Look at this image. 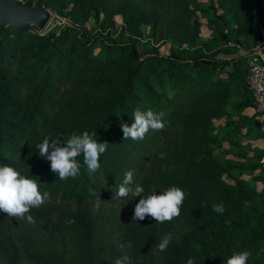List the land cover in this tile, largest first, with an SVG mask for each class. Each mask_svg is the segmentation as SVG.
Listing matches in <instances>:
<instances>
[{"label": "trees", "instance_id": "trees-1", "mask_svg": "<svg viewBox=\"0 0 264 264\" xmlns=\"http://www.w3.org/2000/svg\"><path fill=\"white\" fill-rule=\"evenodd\" d=\"M36 1L67 23L48 33L6 31L0 165L36 178L50 197L26 214L34 223L0 212V264H115L125 256L127 264H225L233 250L249 251L248 264H264V153L255 151L253 165L216 155L225 142L240 145L244 130L264 138L257 115L244 114L254 100L250 56L240 53L264 51V0ZM198 11L215 33L202 44ZM118 15L124 26L117 34ZM91 19L97 26L89 30ZM143 25L154 41L172 44L168 56L157 48L141 53ZM136 108L163 112L164 128L124 140L121 123L131 126ZM223 119L228 131L219 141L216 122ZM85 130L109 144L100 167L90 176L81 155L79 174L60 180L35 145ZM127 171L143 196L182 189L180 216L133 221L134 209H126L141 197H115ZM167 233L172 240L161 252Z\"/></svg>", "mask_w": 264, "mask_h": 264}, {"label": "clouds", "instance_id": "clouds-1", "mask_svg": "<svg viewBox=\"0 0 264 264\" xmlns=\"http://www.w3.org/2000/svg\"><path fill=\"white\" fill-rule=\"evenodd\" d=\"M164 113H156L151 109L141 110L136 108L132 112L134 122L129 126L121 123L124 140H143L148 131L162 130ZM96 132L89 133L87 130L81 134L73 133L63 143L60 140L45 136L42 142L35 145L39 155L50 162V168L60 180L76 177L81 168L78 157L83 156V165L89 175H93L100 167V157L107 150L108 143L95 139ZM163 158V154H161ZM133 172L127 171L122 183L117 185L115 197L127 198L129 195L141 197L134 209L133 221L144 220L152 217L157 223L170 222L179 217L181 206L185 199V192L177 186H170L160 192H152L143 196L144 189L136 184L133 187ZM50 193L40 191V185L36 178L22 175L18 169L11 165H0V212L6 213L8 217L25 218L29 223H34L33 217L27 215L32 208L40 207L48 198ZM213 211L222 214L223 204H213ZM71 223V221H69ZM172 240V234H165L159 241L158 250L165 251ZM123 247V245H122ZM131 247V244H128ZM264 254V248L260 249L258 255ZM251 253L249 251L233 250L225 261V264H248ZM127 256L116 259L115 264H127ZM187 264H194L189 258Z\"/></svg>", "mask_w": 264, "mask_h": 264}, {"label": "rangeland", "instance_id": "rangeland-1", "mask_svg": "<svg viewBox=\"0 0 264 264\" xmlns=\"http://www.w3.org/2000/svg\"><path fill=\"white\" fill-rule=\"evenodd\" d=\"M203 2H207V0H202ZM221 13V12H220ZM56 14V13H55ZM194 22L197 23L198 29H199V37L198 42L199 44H202L204 42L209 41L212 39L215 35L214 30L207 25V21L205 17L202 16V14L198 11L196 12L195 17L193 18ZM66 20L60 18L59 16H55L52 22L50 23L49 27L44 33H48L51 31H59L62 28V24L66 23ZM117 30L116 33L118 34L122 26H124L123 23V17L118 15L115 18ZM96 22L94 19H91L88 23L87 27L89 30H92L94 27H96ZM262 32V31H261ZM151 35V29L148 25L142 26V36L139 41V49L141 53H144L149 48H157L159 53L164 56H168L171 52L172 44L169 42H156L150 37ZM254 51H263L261 47H256L252 52H245L244 50H240L241 55L251 56ZM248 117H252L254 115V111L251 109H248L244 113ZM234 120H237V118H234ZM226 119L220 120L216 122V126L218 127V131L216 133L217 138L219 141L223 138L224 134L228 131V128L225 126ZM241 142L240 145H234L231 143H223L222 148H217L216 155L223 160L233 161L235 164H245V165H253L255 163V151H262L264 153V138L261 139V135L259 132H256L255 130L252 131L251 134H246V131L244 130L243 133H241ZM223 152H228L223 153ZM261 164H264V156L261 160ZM254 175L259 174V169H256L253 171ZM251 175H246L243 177L246 180H249ZM225 180L234 183L233 178L229 177L228 175L224 176ZM257 187L259 191H262L263 184L261 182L257 183ZM136 204L138 202L136 201L135 204H130V206L126 209H135ZM99 205H96L95 208L97 209ZM118 211L120 213L121 209L120 206H118ZM110 210V208L108 209Z\"/></svg>", "mask_w": 264, "mask_h": 264}, {"label": "water", "instance_id": "water-1", "mask_svg": "<svg viewBox=\"0 0 264 264\" xmlns=\"http://www.w3.org/2000/svg\"><path fill=\"white\" fill-rule=\"evenodd\" d=\"M55 16L53 10L36 0H0V51L8 29L24 32L36 28L44 33Z\"/></svg>", "mask_w": 264, "mask_h": 264}, {"label": "built area", "instance_id": "built-area-1", "mask_svg": "<svg viewBox=\"0 0 264 264\" xmlns=\"http://www.w3.org/2000/svg\"><path fill=\"white\" fill-rule=\"evenodd\" d=\"M248 86L254 100V113L264 136V52L254 51L250 56Z\"/></svg>", "mask_w": 264, "mask_h": 264}, {"label": "crops", "instance_id": "crops-1", "mask_svg": "<svg viewBox=\"0 0 264 264\" xmlns=\"http://www.w3.org/2000/svg\"><path fill=\"white\" fill-rule=\"evenodd\" d=\"M252 111H254L252 108H251Z\"/></svg>", "mask_w": 264, "mask_h": 264}]
</instances>
